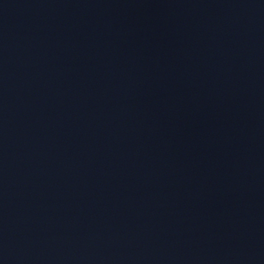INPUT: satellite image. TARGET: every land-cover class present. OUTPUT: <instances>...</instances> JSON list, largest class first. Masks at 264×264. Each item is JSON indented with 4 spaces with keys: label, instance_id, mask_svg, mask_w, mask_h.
I'll return each instance as SVG.
<instances>
[{
    "label": "water",
    "instance_id": "water-1",
    "mask_svg": "<svg viewBox=\"0 0 264 264\" xmlns=\"http://www.w3.org/2000/svg\"><path fill=\"white\" fill-rule=\"evenodd\" d=\"M0 264H264V0H0Z\"/></svg>",
    "mask_w": 264,
    "mask_h": 264
}]
</instances>
